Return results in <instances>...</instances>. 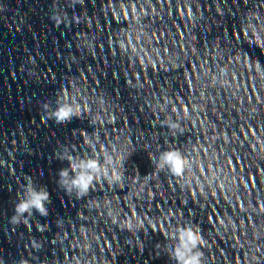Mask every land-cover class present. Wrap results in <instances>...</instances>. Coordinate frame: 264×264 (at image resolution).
<instances>
[{"label":"water","instance_id":"95a60500","mask_svg":"<svg viewBox=\"0 0 264 264\" xmlns=\"http://www.w3.org/2000/svg\"><path fill=\"white\" fill-rule=\"evenodd\" d=\"M68 155L123 180L68 193ZM29 182L48 215L12 223ZM184 226L203 264H264V0H0V264H176Z\"/></svg>","mask_w":264,"mask_h":264},{"label":"clouds","instance_id":"9594fccd","mask_svg":"<svg viewBox=\"0 0 264 264\" xmlns=\"http://www.w3.org/2000/svg\"><path fill=\"white\" fill-rule=\"evenodd\" d=\"M78 113V106L58 99L50 118L58 124H63L70 122L73 117H78ZM171 127L176 128L177 125L172 124ZM64 158L69 161L70 170H60L58 184L68 193H74L82 197L89 192L94 181L98 179H105L114 185L121 183L123 180L110 156L105 157L103 164L96 157L77 160L75 157L68 155ZM122 161L123 155L121 154ZM152 162L157 169H167L177 176L182 175L188 167V161L178 150L162 151L158 157L152 158ZM109 165H112L111 171H109ZM48 202H50L49 192L45 188L37 189L29 182L25 187L23 198L15 205L11 222L18 224L26 219L25 214L30 216L33 211L46 217L48 215V208L46 207ZM170 238L175 241L170 252V258L174 259L176 264H203V254L199 251L202 237L196 229L191 226L179 227L172 233Z\"/></svg>","mask_w":264,"mask_h":264}]
</instances>
